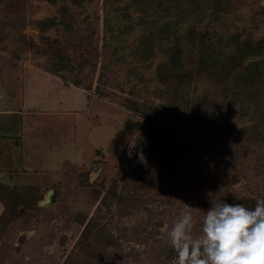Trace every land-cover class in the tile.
Returning a JSON list of instances; mask_svg holds the SVG:
<instances>
[{
  "label": "rangeland",
  "instance_id": "1",
  "mask_svg": "<svg viewBox=\"0 0 264 264\" xmlns=\"http://www.w3.org/2000/svg\"><path fill=\"white\" fill-rule=\"evenodd\" d=\"M217 1L0 0V183L19 171L0 187V264H175L183 213L196 236L210 199H264V0ZM34 72L42 110L22 116ZM80 97L110 105L51 106ZM62 146L60 172L21 173Z\"/></svg>",
  "mask_w": 264,
  "mask_h": 264
},
{
  "label": "clouds",
  "instance_id": "2",
  "mask_svg": "<svg viewBox=\"0 0 264 264\" xmlns=\"http://www.w3.org/2000/svg\"><path fill=\"white\" fill-rule=\"evenodd\" d=\"M193 223L185 212L167 233L175 264H264V199L254 207L210 199L196 236Z\"/></svg>",
  "mask_w": 264,
  "mask_h": 264
},
{
  "label": "crops",
  "instance_id": "3",
  "mask_svg": "<svg viewBox=\"0 0 264 264\" xmlns=\"http://www.w3.org/2000/svg\"><path fill=\"white\" fill-rule=\"evenodd\" d=\"M34 73H33V75H31L32 73L31 74L26 73L25 76L23 77V81L25 82V89H26L25 94H29V96L25 95L24 103L26 104V107H25V111H22L23 112L22 116L27 115V113H29L28 115L33 117V116H36V115L32 111H41L42 110L41 107L39 105H37L36 102L33 103V101H34V98L36 97V92L41 87V84L40 85L38 84V81H40V77H43L44 80H45V79H48V77H47L48 75H46L44 73H35V74ZM57 84L61 87L62 91H64V92L73 91L76 94H82V92L80 90L78 92L77 89L67 88L66 86H64V84L62 82H60V83L57 82ZM83 97H85V96H83ZM85 99H86V97H85ZM42 102H43V99H42ZM86 102H88V101L87 100L83 101V99L80 97L79 101H75V99H73L71 101H68V102H66V100H63V101L59 100L58 101V105L57 104H55V105H51L50 104V105L54 107V109H55L54 111H57V108L58 109H64L65 108L67 110L68 103L74 104L75 107L76 106H80V107H76L77 109L70 110V111L75 112V110H78V111L85 110L84 113H87L86 115H84L86 117V119H89L88 118L89 115H94V113L92 112L94 110L93 105H95V104H99V105H102V106H105V105L109 106L110 105L107 102L103 103L101 100L98 101L97 99H90V102H88L90 104H88V103L86 104ZM47 107H48V105H46V108ZM91 108H93V110ZM97 111L100 112L101 109H98ZM10 112H13L12 109H10V107L8 108L6 106V104H4V106L0 109V116L7 115ZM101 112L103 114V116H102L103 118L101 119V120H103V122L98 121L99 118H98V116H96L95 120L93 122L91 121V123H89V124H93L95 127L96 126H101L102 124H108L109 125L108 122L111 121L109 115H107V113L104 112V111H101ZM87 122H89V120H87ZM99 122H101V123H99ZM26 123L29 124V122H26ZM118 124H117V126H119V128H120V124L119 125ZM109 130H110V128H109ZM15 132H16L15 137L19 138L23 142L24 140L22 138H23V133L24 132H23V127H22L21 121H20L19 125L17 126V129H16ZM117 132H118V134H117V138H118L117 142H118V144H119V140L122 137H123V139H127V138L130 137V136H127L124 131L117 130ZM4 137L5 138H10L9 132L4 131V129H2L1 125H0V138H4ZM75 138H76V136H75ZM7 140H5V141H7ZM77 141H80V140H78L77 138L75 139V142L73 143V145L75 147V150H73V151L81 150V148L78 147V142ZM87 141H88V145L90 147H92V150L97 149V148L101 149V147H102V146H100L101 145L100 143L96 142L95 143L96 145H94V144H92L89 141V139H87ZM63 150H66V149H63V146L60 149L56 148L54 153H57V154L54 155V157L52 159L48 160V162L46 163V166L45 167L42 166V168L40 170L35 169L34 166L29 167V165H27V167H25L23 169H20L21 173L22 174H28L29 173L30 175L28 177H38L40 172L50 173V172L56 171V170L58 172H60L63 169V166L65 164H68V163L72 162L70 156H68L70 154V152H72V151H63ZM1 154H2V152H1ZM76 160H77V158H76ZM10 167H12V166H10ZM10 167H8V170H9ZM0 169H1V165H0ZM17 172H19V171L9 170L7 173L4 174V177L1 178V183L6 184V181H8L9 179H12V176L15 175ZM49 175L51 177L55 176V174H49ZM15 178L16 177H14L12 180H15ZM1 183H0V187L5 188L6 186L4 184H1ZM4 207L5 206L3 205V203L0 202V215H1L2 211L4 210Z\"/></svg>",
  "mask_w": 264,
  "mask_h": 264
},
{
  "label": "trees",
  "instance_id": "4",
  "mask_svg": "<svg viewBox=\"0 0 264 264\" xmlns=\"http://www.w3.org/2000/svg\"><path fill=\"white\" fill-rule=\"evenodd\" d=\"M114 1L115 0H105V4L107 6H111V4L114 3ZM139 1H141V0H139ZM144 1H150L151 2V5H150L151 7L155 8V9L161 8V10L162 11H165V12L166 11H171L173 9L171 2L174 1V0H144ZM213 1L216 2V3L218 2L217 0H208V2H207L208 4L207 5L204 3V5H202V7L201 6H199V7L202 10L205 7H207L208 9H210L211 3ZM219 2H220L219 3L220 5L218 7L221 8V11L222 10L225 11V10H227V7H231L232 8L234 1L233 0H219ZM216 11H217V9H216ZM218 12L219 11H217V13ZM144 17H147V14ZM198 17L200 18L201 16L198 15ZM142 19H144V18L142 17ZM143 24L146 25V22H144ZM106 25H109V22L106 23ZM160 29H162L164 33L169 34V32H167V31H170L171 27H170L169 23H166L165 22V23H163V25H161V28ZM119 30L121 31V29H119ZM139 40H143L142 42H144L145 41V38L144 39H139Z\"/></svg>",
  "mask_w": 264,
  "mask_h": 264
},
{
  "label": "water",
  "instance_id": "5",
  "mask_svg": "<svg viewBox=\"0 0 264 264\" xmlns=\"http://www.w3.org/2000/svg\"><path fill=\"white\" fill-rule=\"evenodd\" d=\"M50 193H52V195H53V192H50ZM43 203L46 204V202H43ZM43 203H42V204H43Z\"/></svg>",
  "mask_w": 264,
  "mask_h": 264
}]
</instances>
